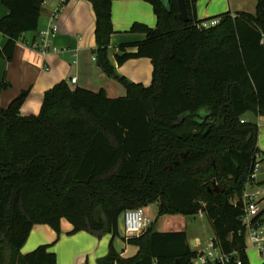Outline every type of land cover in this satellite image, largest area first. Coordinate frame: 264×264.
<instances>
[{
  "label": "trees",
  "instance_id": "1",
  "mask_svg": "<svg viewBox=\"0 0 264 264\" xmlns=\"http://www.w3.org/2000/svg\"><path fill=\"white\" fill-rule=\"evenodd\" d=\"M86 1L95 14L96 64L125 95L111 99L62 81L44 93L37 116H20L27 91L0 107V264H57L46 246L20 253L35 225L59 236L64 219L70 234L113 240L124 212L151 203L159 216L204 214L227 264H249L242 194L260 150L258 125L244 117L264 118V0L254 14L203 20L197 0H184L188 22L176 0H142L156 27L133 24L130 33L145 39L119 46L115 60L149 59L148 87L117 75L108 60L115 0ZM43 2L1 1L8 15L0 19L7 38L0 57L11 61L20 37L37 30ZM7 87L0 83V92ZM253 222L264 223V211ZM123 240L135 255L119 256L111 241L97 264H190L197 255L184 231L152 224Z\"/></svg>",
  "mask_w": 264,
  "mask_h": 264
},
{
  "label": "crops",
  "instance_id": "2",
  "mask_svg": "<svg viewBox=\"0 0 264 264\" xmlns=\"http://www.w3.org/2000/svg\"><path fill=\"white\" fill-rule=\"evenodd\" d=\"M1 1L0 19H3L7 17L8 11L2 6ZM245 4V0H197L196 17L198 20L211 19L226 12L252 14ZM111 21L113 34L108 49L110 64L117 75L125 77L132 83L148 87L152 79V64L149 59H129L122 65H117L115 55L118 53L119 46L135 44L145 39L143 34L130 33L133 24L138 23L149 28L156 27L157 20L152 7L142 0H115L111 4ZM216 23V20H211L206 27ZM52 24H55L58 30L46 38L47 48L44 51L34 50L32 45L41 41L39 33L50 30ZM94 31L95 14L90 2L44 0L37 30L20 37L15 44L11 61L0 57V83L3 82L8 86L0 92V107L6 109L21 92L27 91L28 96L19 110L20 116H37L44 93L62 81H65L71 90L81 88L97 92L102 89L108 98H118L114 97L122 94L118 88V82L115 78L105 75L96 64ZM6 41L7 38L0 33V49L4 47ZM127 52L135 53L136 48L129 47ZM72 78H76L75 84H70ZM244 119L258 126L259 120H264L263 117H254L251 114H246ZM259 141L261 146L258 145V149L264 152V129L261 130ZM263 183L264 180L256 181L255 178L256 185H264ZM152 225L156 230V223L152 221ZM118 229L120 236L112 240L110 235L97 239L86 232L70 234L72 226L64 219L60 221V236H57L47 225H35L20 253L26 255L38 247L46 246L48 252L56 255L57 264H86L88 259L91 264H96L98 259L107 256L108 246L112 241L119 256L135 255L137 248L131 249L130 245L123 240L122 217L118 221ZM172 232H178V230ZM184 232L187 235V232ZM193 241L194 250H200L199 239L194 238ZM246 256L249 264L264 262L259 252L248 244Z\"/></svg>",
  "mask_w": 264,
  "mask_h": 264
},
{
  "label": "built area",
  "instance_id": "3",
  "mask_svg": "<svg viewBox=\"0 0 264 264\" xmlns=\"http://www.w3.org/2000/svg\"><path fill=\"white\" fill-rule=\"evenodd\" d=\"M206 27V25H204ZM58 30L55 24H52L50 30L39 33L41 41L37 44L34 43L32 48L34 50L44 51L47 48L46 38L52 36ZM76 78L70 80V84H75ZM244 121H241L243 123ZM259 155L256 156V165L253 174L250 176L249 182L246 184L242 194V203L244 205V215L241 218V223L246 231L247 244L256 249L260 254L264 255V224L254 223L253 219L264 211V190H255L257 164ZM123 218V233L124 238H132L138 236L141 232L145 231L152 224L143 208L135 210H128L122 215ZM197 255L192 259L190 264H227L229 256L220 253L213 243L209 241L206 250H196Z\"/></svg>",
  "mask_w": 264,
  "mask_h": 264
},
{
  "label": "rangeland",
  "instance_id": "4",
  "mask_svg": "<svg viewBox=\"0 0 264 264\" xmlns=\"http://www.w3.org/2000/svg\"><path fill=\"white\" fill-rule=\"evenodd\" d=\"M245 2H246L245 5L247 9L250 8V11H252V14H253L256 0H245ZM117 84L122 94H119V96H114V97L124 96L125 95L124 88L119 83ZM113 95H116V94H113ZM258 123H259V126H258L257 146L258 145L261 146L259 137H260L261 130L264 129V120H259ZM263 154L264 152L260 151V156L258 159L257 171H256V181L264 180V161H263L264 155ZM258 189L264 190V185H255L252 191L254 192L255 190H258ZM143 211L149 220L156 223V231H168V232L177 231V230L186 231L188 238H189V242L193 240L194 238L199 239V243H200L199 249L202 251H205L206 246L209 243V241L213 240L214 234H213L211 224L204 214H197L195 216H190V217H184L181 215L159 216L158 207L156 203H151L143 207ZM122 221H123V218H122ZM144 232L145 231L141 232L138 236H136V238L140 237ZM130 248L134 249L135 247L130 246ZM108 252H109V246H108ZM259 256L264 259V255L259 253ZM84 257L85 256H83V258ZM84 261H85V258H84ZM86 264H91L90 259L86 261Z\"/></svg>",
  "mask_w": 264,
  "mask_h": 264
},
{
  "label": "water",
  "instance_id": "5",
  "mask_svg": "<svg viewBox=\"0 0 264 264\" xmlns=\"http://www.w3.org/2000/svg\"><path fill=\"white\" fill-rule=\"evenodd\" d=\"M177 1V7H178V11H179V18L183 21V22H188V14H187V10L185 7V2L184 0H176ZM194 243L193 240H191L189 242V245L191 247V249L194 250L192 244Z\"/></svg>",
  "mask_w": 264,
  "mask_h": 264
}]
</instances>
